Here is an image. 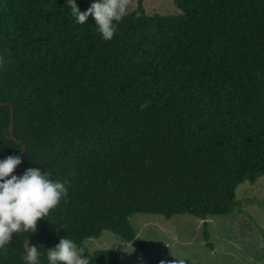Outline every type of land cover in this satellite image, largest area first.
Returning <instances> with one entry per match:
<instances>
[{
    "label": "trees",
    "instance_id": "1",
    "mask_svg": "<svg viewBox=\"0 0 264 264\" xmlns=\"http://www.w3.org/2000/svg\"><path fill=\"white\" fill-rule=\"evenodd\" d=\"M144 1L103 41L66 0H0V159L19 154L14 174L38 167L69 188L0 264H21L29 237L43 253L110 230L146 249L136 213L196 216L213 249L207 219L244 213L237 188L264 176V0H175L171 16ZM89 258L124 264L111 249Z\"/></svg>",
    "mask_w": 264,
    "mask_h": 264
},
{
    "label": "rangeland",
    "instance_id": "2",
    "mask_svg": "<svg viewBox=\"0 0 264 264\" xmlns=\"http://www.w3.org/2000/svg\"><path fill=\"white\" fill-rule=\"evenodd\" d=\"M130 0L128 12L137 8ZM148 14L179 15L175 0H145ZM244 213L216 215L207 219L211 249L203 233L204 220L189 214L166 219L162 215L136 213L131 223L146 244L141 249L127 243L110 230L86 241L90 252L111 249L124 264H149L151 259L190 260L198 264H264V176L251 184L245 182L236 191Z\"/></svg>",
    "mask_w": 264,
    "mask_h": 264
},
{
    "label": "clouds",
    "instance_id": "3",
    "mask_svg": "<svg viewBox=\"0 0 264 264\" xmlns=\"http://www.w3.org/2000/svg\"><path fill=\"white\" fill-rule=\"evenodd\" d=\"M130 0H91L90 6L81 11L77 0L65 4L76 24L83 25L89 15L94 17L96 31L103 41H111L118 34V25L128 14ZM147 107V103L141 108ZM3 138H9L5 133ZM19 147V146H18ZM21 163V155H8L0 159V252H6L13 233L37 231V221L49 217L50 210L66 200L69 192L66 180L54 179L52 174L38 167H29L20 175L14 169ZM12 174V175H9ZM51 220V219H50ZM21 264H41V256L47 264H90V248L87 241L77 243L62 236L58 243L41 252L36 244L23 240ZM176 264H185L177 260Z\"/></svg>",
    "mask_w": 264,
    "mask_h": 264
},
{
    "label": "water",
    "instance_id": "4",
    "mask_svg": "<svg viewBox=\"0 0 264 264\" xmlns=\"http://www.w3.org/2000/svg\"><path fill=\"white\" fill-rule=\"evenodd\" d=\"M13 122H14V108L12 107V120H11V129L13 128ZM22 158V156H21ZM11 175V174H9ZM31 237L28 238V243L30 242Z\"/></svg>",
    "mask_w": 264,
    "mask_h": 264
}]
</instances>
